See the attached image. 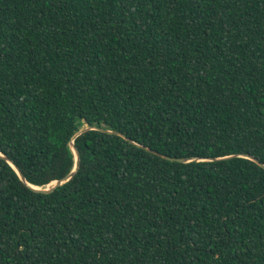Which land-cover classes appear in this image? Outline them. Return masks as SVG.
<instances>
[{
	"label": "trees",
	"instance_id": "16d2710c",
	"mask_svg": "<svg viewBox=\"0 0 264 264\" xmlns=\"http://www.w3.org/2000/svg\"><path fill=\"white\" fill-rule=\"evenodd\" d=\"M0 264H264V0H0Z\"/></svg>",
	"mask_w": 264,
	"mask_h": 264
},
{
	"label": "water",
	"instance_id": "95a60500",
	"mask_svg": "<svg viewBox=\"0 0 264 264\" xmlns=\"http://www.w3.org/2000/svg\"><path fill=\"white\" fill-rule=\"evenodd\" d=\"M91 129H98V130L103 131V132L114 133V134H117V135H119V136H122V137L128 139L129 141H131L133 144L138 145L139 147L145 148V149H147V151L152 152V153H154V154H156V155H158V156H161V157H163V158H165V159H169V160H173V161L177 160V161H180V162H190V161L205 160V158H175V157H171V156L165 155V154H163V153H160V152H158V151H156V150H153V149L150 148V147H146V146H144L143 144H141V143H139V142H136V141L132 140L131 138L127 137V136H126L124 133H122L121 131H114V130H111V129L101 128V127L98 128V127H96V126H91V125H86V126H84L83 128H81V129H80V130L74 135L73 139H72L71 142H70V146H71V148H72V150H73V152H74V154H75V158H76V163H75V166H74V168L72 169V171H71L68 175H66L65 177L53 181V182L51 183L52 185L49 184L46 188H43V187H40V186H35V185H32L31 183H29V182L27 181V179H26L24 173L20 170V168H19L15 163H13V161L10 160L9 158L6 159V160H8V161L11 163V165L16 169V171L18 172V174L21 173V172L23 173V176H21V175L19 174L20 178H21L25 183H27L31 188H33L34 190H38V191L51 192V191L55 190L58 186L63 185L64 183L68 182V181H69L70 179H72V178L74 177V175L76 174V172H77V170H78V168H79V166H80L81 156H80V152L78 151V149H77L76 146H75V139H76V137H78L79 135H81V134H83V133H85V132H87V131H89V130H91ZM0 154H2V153L0 152ZM2 155H3V154H2ZM244 156L249 157V158L255 160V161L258 162L261 166L264 165V163L260 162L257 158H254V157L249 156V155H244ZM1 157H2V156H1ZM262 167H264V166H262Z\"/></svg>",
	"mask_w": 264,
	"mask_h": 264
},
{
	"label": "snow or ice",
	"instance_id": "6c2138e0",
	"mask_svg": "<svg viewBox=\"0 0 264 264\" xmlns=\"http://www.w3.org/2000/svg\"><path fill=\"white\" fill-rule=\"evenodd\" d=\"M0 156H2V158L3 159H8V157L6 156V155H2V154H0ZM13 163H14V161H13ZM262 166H264V165H262ZM21 176H23V173L21 172V173H19Z\"/></svg>",
	"mask_w": 264,
	"mask_h": 264
},
{
	"label": "rangeland",
	"instance_id": "374dc122",
	"mask_svg": "<svg viewBox=\"0 0 264 264\" xmlns=\"http://www.w3.org/2000/svg\"><path fill=\"white\" fill-rule=\"evenodd\" d=\"M50 185H52V184H50Z\"/></svg>",
	"mask_w": 264,
	"mask_h": 264
}]
</instances>
